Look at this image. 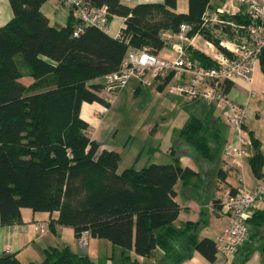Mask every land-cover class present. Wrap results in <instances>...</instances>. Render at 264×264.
<instances>
[{
  "label": "trees",
  "instance_id": "obj_1",
  "mask_svg": "<svg viewBox=\"0 0 264 264\" xmlns=\"http://www.w3.org/2000/svg\"><path fill=\"white\" fill-rule=\"evenodd\" d=\"M45 0H10L13 16L0 26V224L21 220V208L57 211L50 225L83 229L126 250L152 257L159 264H180L194 251L214 259L217 243L200 237L195 222L177 224L179 204L175 182L187 171L177 157L118 170L115 149L95 152L89 124L79 114L82 101L109 104L96 77L116 70L129 48L147 47L157 53L164 30L178 31L188 22L196 31L219 42L212 27L202 25V13L211 0H188L187 12L173 10L176 0L140 2L129 7L119 0H88L106 4L112 14L125 16L120 36L85 26L74 35L72 14L65 25H53L40 9ZM235 17V16H232ZM238 17H235L237 19ZM190 56L204 64L213 60L194 49ZM264 71V48L260 53ZM29 75L25 84L20 77ZM170 78L158 85L162 89ZM227 81L225 91L231 86ZM209 122L190 115L179 135L206 156L216 154L209 141ZM251 163L260 175L264 154L250 132ZM0 264H94L86 254L68 245L49 246L39 261H20L13 253L0 255Z\"/></svg>",
  "mask_w": 264,
  "mask_h": 264
},
{
  "label": "crops",
  "instance_id": "obj_2",
  "mask_svg": "<svg viewBox=\"0 0 264 264\" xmlns=\"http://www.w3.org/2000/svg\"><path fill=\"white\" fill-rule=\"evenodd\" d=\"M119 1L132 7L140 2H162L163 0ZM219 3L220 0H215L213 5ZM40 9L48 18L49 23L53 25H65L71 14L75 22L77 21L74 9L63 5L60 0H45L41 4ZM173 10L176 12H187L188 0H176ZM12 16L13 9L10 0H0V26L5 24ZM124 26L125 16L112 14L109 18L106 32L113 37H117ZM194 33L192 35L187 34L188 39L183 40L179 37L177 31H162L161 37L164 39V44L157 53L161 56H175L174 45L181 42L189 55L191 50L194 49L211 59L206 52L198 47L205 44V37H194ZM194 60L200 62L197 58H194ZM29 78L30 83L33 78L31 76ZM164 78L155 79L151 85H142L137 78L132 77L129 83L120 89L132 88L134 92H140L144 87L162 90L166 86L164 85L160 89L158 85L164 82ZM94 81L102 83L103 76L96 77ZM228 81H231L232 84L226 92L236 103L246 109L245 127L248 132H253L259 140L264 154V71L260 60L254 69L251 82L239 77ZM99 93L100 95L105 94L104 89L100 90ZM176 96L182 97L180 99L183 102L182 104H187L194 108V113L191 115L202 117L209 122L210 145L217 152L212 156L202 154V152L182 139L179 135V128L177 130L178 139L180 140L178 145L176 146L173 142L171 144L170 140H166L164 145L160 143L148 146L151 155L145 163L169 162L174 157H177L182 166L188 168L184 174L179 176L174 185L176 190L175 199L179 204L175 222L177 224L186 221L195 222L196 232L200 237H210L217 243V236L229 223L228 215L220 209V199L225 191L228 188L239 190L243 185L254 188L260 181V175L256 173L251 163L254 149L251 145L246 146L247 153L244 155L242 165H234L226 149L229 143L236 141V134L228 123L222 105L216 100L207 102L199 98L191 99L185 96ZM110 107L111 97L108 105L96 100H84L80 106L79 114L81 118L88 122V132L91 138L98 143L95 155H98L103 149H115L119 152L117 146L113 143L115 129H117L116 125L105 116ZM150 132L153 134L158 133L156 127H151ZM262 173H264V165L261 169ZM56 215L57 211L50 213L48 211H33L29 207H22L20 221L0 224V255L13 253L22 262L39 261L44 257L45 249L53 245L61 247L68 245L73 251L88 256L96 252L97 247L102 244L100 239L98 241L92 239L93 246L96 247V249L93 248L94 250L89 249V240L86 248H78L73 227L60 224L50 225V219ZM39 222L43 224V230L35 227ZM104 246L108 247L106 243ZM217 246L214 259H209L203 253L194 251L190 258L183 260L180 264H264V201H258L252 207L248 240L240 246L236 253L228 254L218 243ZM7 248L8 250H6ZM113 248L115 249L116 247ZM122 250L121 247V253ZM125 252L130 254L127 260L134 264H148V262H150L149 264H159L158 259L161 256V252L158 250L152 257L138 255L133 250H126ZM104 255L105 257L109 256L107 251L104 252Z\"/></svg>",
  "mask_w": 264,
  "mask_h": 264
},
{
  "label": "built area",
  "instance_id": "obj_3",
  "mask_svg": "<svg viewBox=\"0 0 264 264\" xmlns=\"http://www.w3.org/2000/svg\"><path fill=\"white\" fill-rule=\"evenodd\" d=\"M60 1L73 8L77 15L74 35L89 25L107 29L110 13L106 4L93 5L88 0ZM214 1L211 0L204 9L202 25L212 27L213 37H218L219 42L200 31L193 35L205 37L203 46L195 45L211 57L212 64L195 61L181 42L175 43L176 55L172 57L161 56L147 47L129 48L121 65L103 75V89L115 93L132 77L142 85H151L155 79L170 75L165 83L169 92L207 102L218 101L236 134V141L227 145V153L234 165H242L246 146L252 144L245 127L246 109L229 96L225 85L226 81L237 77L248 82L253 80L254 69L264 48V0H220L219 4L213 5ZM190 29V23L181 22L177 34L187 40ZM261 200L264 201V176L254 188L243 185L239 190L228 188L223 194L220 209L228 215L229 223L216 240L226 253H236L248 240L252 207ZM35 227L43 230L41 222ZM89 236V231L83 229L77 236L78 245L86 247Z\"/></svg>",
  "mask_w": 264,
  "mask_h": 264
},
{
  "label": "rangeland",
  "instance_id": "obj_4",
  "mask_svg": "<svg viewBox=\"0 0 264 264\" xmlns=\"http://www.w3.org/2000/svg\"><path fill=\"white\" fill-rule=\"evenodd\" d=\"M20 80L29 83L30 78L23 76ZM117 91L115 95V93L104 90L105 94L102 96L108 102L111 97V107L105 116L112 120L117 128L113 143L117 146L121 156L118 170L131 165L140 167L146 164L147 158L151 155V151L148 149L150 145L160 143L164 145L166 140H170L171 144L173 142L176 146L178 145L180 140L177 130L194 113L193 107L182 104L183 102L180 101L182 97L169 92L167 88L159 90L144 87L140 92H134L132 88H123ZM151 127H156L158 133L150 132ZM92 239H96V241L100 239L102 244L96 249ZM88 240L89 249H96L95 253L89 255L94 264H134L122 255L121 247L118 244H113L104 237L92 235ZM75 241L78 245L77 237ZM105 243L108 247L104 246ZM79 247L84 249L87 246L78 245ZM106 251L109 254L108 257L104 255Z\"/></svg>",
  "mask_w": 264,
  "mask_h": 264
}]
</instances>
